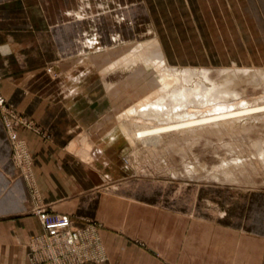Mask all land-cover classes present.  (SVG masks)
I'll list each match as a JSON object with an SVG mask.
<instances>
[{
	"label": "rangeland",
	"instance_id": "1",
	"mask_svg": "<svg viewBox=\"0 0 264 264\" xmlns=\"http://www.w3.org/2000/svg\"><path fill=\"white\" fill-rule=\"evenodd\" d=\"M82 4L78 0L77 8ZM93 5L95 17L90 13L79 15L78 9L69 10L68 14L79 19L94 17L92 27L103 35V42L100 33L94 31L82 40L83 48L77 55L62 60L57 68H46L49 74L61 76L62 89L70 94L93 91V122L75 134L67 150L93 167L99 161L104 172L114 173L118 181L154 190L150 196L154 201L188 205L191 217L248 221L256 233H264V79L253 81L251 76L252 72L264 71V0H116L106 4L107 13L103 15L100 4L93 1ZM117 12L123 13L125 19ZM157 38L171 65L209 69L211 80L197 77L190 86L202 79L211 86L212 80L224 83L231 77L236 79L230 84L239 96L224 99L226 105L245 98L263 107L254 112L255 116L216 125L178 131L168 124L143 133V126L156 120L132 118L126 109L132 101L130 93L140 92L136 97L139 98L148 92H172L159 81L160 71L170 66L157 56ZM141 46L150 48L156 62L136 59L112 68L100 56L103 52L108 54L103 59L111 58L116 50L136 54ZM235 67L239 70L232 73ZM246 67L248 71L243 70ZM0 96L1 116L11 127L13 159L29 176L34 189V156L17 126L27 127L46 139L51 137V130L17 110L1 90ZM167 103L141 110H159V118L175 119L190 112L199 114L222 102L177 107H172L178 103L176 100ZM169 108L172 110L166 113ZM134 127H142L143 136ZM70 218L76 228L96 225V220H90L78 226L73 216Z\"/></svg>",
	"mask_w": 264,
	"mask_h": 264
},
{
	"label": "crops",
	"instance_id": "2",
	"mask_svg": "<svg viewBox=\"0 0 264 264\" xmlns=\"http://www.w3.org/2000/svg\"><path fill=\"white\" fill-rule=\"evenodd\" d=\"M89 1L93 12V1L100 4L101 15L106 4L116 2ZM77 2L0 0V90L17 110L51 130L46 139L17 126L34 156L31 189L29 176L13 159L11 127L0 113V264H36L44 256L39 239L44 228L35 210L40 205L70 214L78 226L96 220L102 258L84 264H264V233L248 221L191 217L188 205L154 201V190L118 181L99 161L94 169L67 150L75 134L93 122V91L86 86L87 92L70 94L61 76L46 68H57L82 50L85 37L100 33L91 24L94 14L82 19L68 14L78 9ZM85 10L92 11L89 5Z\"/></svg>",
	"mask_w": 264,
	"mask_h": 264
},
{
	"label": "bare ground",
	"instance_id": "3",
	"mask_svg": "<svg viewBox=\"0 0 264 264\" xmlns=\"http://www.w3.org/2000/svg\"><path fill=\"white\" fill-rule=\"evenodd\" d=\"M82 2L83 4L79 7L77 11L79 15L80 13H82V16L83 14H86L87 11L85 10V6L89 5L90 9L92 10L90 14L93 16L94 12L92 9L91 1L82 0ZM77 12H75V14ZM158 41H157L158 45H156L157 46L156 48L157 56L162 59V62H166V64L170 66L169 68L162 69L160 71L159 81L164 87H166V89L167 88L171 89L172 92L170 93H168L167 91H161L159 93L148 92L147 93L148 95L144 94L143 97H141V94H140L139 98H136V97L138 96L140 92L130 93V98L132 97V101L131 103H129V105H127L126 109L131 113L130 115H132V118L133 119L142 118V119L156 120L154 123L152 124L150 123V125L143 126V128H145V130H143V133L149 130L155 131V130L162 129L164 125H168V124L172 125L173 128H176L178 131H183L185 129L194 128L197 126L204 127V126H207L208 124L210 126L211 124L216 125L217 123H221L224 121H230L233 119L240 118L242 116H247V115L249 116L250 114L255 116L254 112L259 110V108L263 107V104L258 103V102L251 103V102L246 101L245 98L242 99L238 103L232 102L233 104L230 103L231 105H226L224 99H226L227 97L231 95L232 96L238 95V92L236 91V89L232 87L230 84L236 79L229 77L226 79V82L224 83L223 82L221 83L220 81H217V80H212L211 86H208L202 81L203 79L204 81L205 79L211 80L208 68L202 67L198 69L193 66L191 67L187 66L184 69H180L179 66L169 64L166 61L167 59L165 58L166 55H164V52ZM112 51L114 50H111V52ZM100 53H101L100 56H101L102 61H105V64L112 68H114L115 66H126L130 62L136 59H141L143 61L150 62V63H153L155 61V56L151 54L150 48L145 47V46H141L139 48V52L136 54H133V53L127 54L122 51L117 52L116 50V53H114L111 58L103 59V56H105L107 53L105 54H102L103 52H100ZM237 70H239V67L234 69V71L232 70L231 72L235 73V71ZM243 70L248 71V68L246 67ZM251 76L253 78L252 79L253 81L262 80L264 79V71L252 72ZM197 77H202L203 79L197 81L195 85L190 86L189 83L194 78H197ZM175 100L178 103L174 105L172 103ZM216 100H219L222 103H219L220 105H217V106L215 105L216 107H212L211 109L206 110L204 112L201 111V113L199 114H197L198 112H195L196 114H193V112H190V113H187L186 115L180 116L179 118L176 117L175 119L159 118L160 116L159 110H157L159 113L156 111L152 112V110L151 111L141 110L145 106H156V107L166 106V104H168L167 103L168 101H170V103L173 105L172 107H177L179 105H190L191 103L204 104V103L216 101ZM171 110L172 108L171 109L169 108L165 112L168 113ZM148 112L152 113L151 114L152 116L150 114L147 115ZM133 130H137L143 136L142 127H134ZM127 131L129 132V130ZM259 142H261V140ZM256 149H257V145H256Z\"/></svg>",
	"mask_w": 264,
	"mask_h": 264
},
{
	"label": "built area",
	"instance_id": "4",
	"mask_svg": "<svg viewBox=\"0 0 264 264\" xmlns=\"http://www.w3.org/2000/svg\"><path fill=\"white\" fill-rule=\"evenodd\" d=\"M2 101L0 96V103ZM36 210L45 229L39 238L45 254L39 261L35 259L36 264H84L88 259L102 258L95 224L80 229L72 225L70 215L66 213L49 212L44 206Z\"/></svg>",
	"mask_w": 264,
	"mask_h": 264
}]
</instances>
